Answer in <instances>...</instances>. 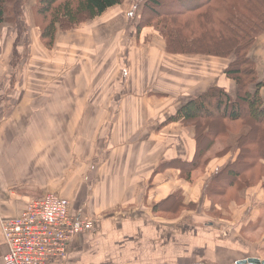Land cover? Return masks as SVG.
<instances>
[{"label": "crops", "instance_id": "1", "mask_svg": "<svg viewBox=\"0 0 264 264\" xmlns=\"http://www.w3.org/2000/svg\"><path fill=\"white\" fill-rule=\"evenodd\" d=\"M26 14L33 15L30 7ZM123 14L109 13L111 24L92 33L82 27L92 20L62 32L53 49L41 42L37 26L22 34L0 27V217H15L48 193L68 198L71 213L94 217V227L75 235L65 258L52 264L264 259V234L252 240L254 231H264V189L251 187L243 203L227 210L203 190L231 154L193 171L190 180L179 168H159L194 156L187 129L163 123L184 97L213 84L235 94V82L223 76L229 61L168 54L157 29L137 33L140 12L135 26ZM251 52L264 80V34ZM188 57L180 73L177 61ZM179 193L195 209L175 219L153 214L155 203ZM6 251L0 226V264ZM232 252L244 255L216 260Z\"/></svg>", "mask_w": 264, "mask_h": 264}, {"label": "trees", "instance_id": "2", "mask_svg": "<svg viewBox=\"0 0 264 264\" xmlns=\"http://www.w3.org/2000/svg\"><path fill=\"white\" fill-rule=\"evenodd\" d=\"M36 1L29 19L27 0H0V27L10 26L22 34L31 24L37 26L41 42L53 49L59 33L125 0ZM145 27L160 32L168 54L229 61L223 76L235 82V94L213 84L168 116L164 125L182 124L195 141V152L189 161L171 159L159 168H179L181 176L190 180L193 171H204L212 159L231 154L209 176L203 190L213 205L226 210L233 202L243 203L248 189L257 185L264 189V80L251 54L264 34V0H143L137 33ZM195 207V203L185 204L179 193L155 203L152 212L175 219Z\"/></svg>", "mask_w": 264, "mask_h": 264}, {"label": "built area", "instance_id": "3", "mask_svg": "<svg viewBox=\"0 0 264 264\" xmlns=\"http://www.w3.org/2000/svg\"><path fill=\"white\" fill-rule=\"evenodd\" d=\"M71 202L57 193L32 199L15 217H0L7 248L4 264H52L64 259L72 238L94 227V217L71 213Z\"/></svg>", "mask_w": 264, "mask_h": 264}, {"label": "rangeland", "instance_id": "4", "mask_svg": "<svg viewBox=\"0 0 264 264\" xmlns=\"http://www.w3.org/2000/svg\"><path fill=\"white\" fill-rule=\"evenodd\" d=\"M36 2H37L36 0H27L25 9L27 7L33 8V6L35 5ZM142 2H143V0H125L122 5H117L115 7H112L109 10V12H107L105 15L102 14L98 18L92 20L91 22H89L88 24H86V25H84L82 27H84V29H86L90 33H92L93 30L95 31V30H98V29L107 27L109 24H111V23H109L107 17L109 15V13H111L113 11H115L118 16H120L122 13H124L123 15H125L127 13H130L131 14L130 21L135 26V24L137 23V14H138V12L141 11V8H142ZM66 32L67 31H65L63 33H66ZM71 32H73V29H71ZM71 32H70V30H68V33H71ZM61 33L58 34L57 39L59 38V36L61 35ZM133 34L134 35L137 34L136 33V30L133 31ZM56 42H57V40H56ZM111 46H112L111 44L105 46V49H103V54H107V51H108L109 48H111ZM97 53H98V51L95 54H97ZM189 58H191V57H188V58H185V59L179 58L183 62L182 61H177V64L179 65V68L181 70L180 73H183V74L185 73V69H184V65L185 64H184V61L188 60ZM189 78H191V77H189ZM125 79H126V73L122 72L121 73V82L122 81L124 82ZM232 83H234V82L232 81ZM234 86H235V83H234ZM196 92L197 91H194L192 94H196ZM189 95L190 94H188L186 97L183 98L182 104L185 103L189 99V97H188ZM253 234H254V238L252 240L254 241L256 238H258L259 236H261L262 234H264L263 228L257 229V232L254 231ZM256 235H258V236H256ZM261 254H263L262 258H264V253H261ZM243 255H244V252H232L231 255H230L231 258L227 259L228 257L222 256L220 254L217 257L216 260L221 261V262H225V263H229L232 260H235V258L240 257V256H243ZM240 260H242V259L235 260V263L238 262V261H240ZM213 262H214V259H213Z\"/></svg>", "mask_w": 264, "mask_h": 264}, {"label": "water", "instance_id": "5", "mask_svg": "<svg viewBox=\"0 0 264 264\" xmlns=\"http://www.w3.org/2000/svg\"><path fill=\"white\" fill-rule=\"evenodd\" d=\"M236 264H264V259L258 257H248L236 262Z\"/></svg>", "mask_w": 264, "mask_h": 264}]
</instances>
